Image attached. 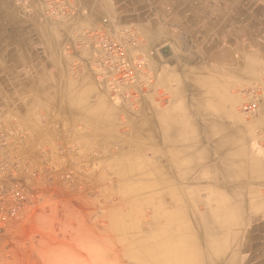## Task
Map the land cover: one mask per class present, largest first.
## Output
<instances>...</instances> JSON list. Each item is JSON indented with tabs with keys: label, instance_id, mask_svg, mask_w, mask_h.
I'll use <instances>...</instances> for the list:
<instances>
[{
	"label": "crops",
	"instance_id": "crops-1",
	"mask_svg": "<svg viewBox=\"0 0 264 264\" xmlns=\"http://www.w3.org/2000/svg\"><path fill=\"white\" fill-rule=\"evenodd\" d=\"M103 18L123 65L139 58L144 77H123L120 59L96 45ZM189 115L201 131L228 122L264 156V0H67L59 14L45 0H0V126L20 165L103 170L108 154L143 138L154 152L158 138L183 136ZM11 222L0 228V264H27L10 255ZM233 256L264 264V253Z\"/></svg>",
	"mask_w": 264,
	"mask_h": 264
},
{
	"label": "rangeland",
	"instance_id": "rangeland-1",
	"mask_svg": "<svg viewBox=\"0 0 264 264\" xmlns=\"http://www.w3.org/2000/svg\"><path fill=\"white\" fill-rule=\"evenodd\" d=\"M195 117L189 115L182 123L187 128L183 136L158 138L154 152L143 146L148 142L143 138L133 152L108 154L103 170L69 164L52 171L46 160L29 157L20 165V155L11 153V184L23 188L27 201L11 219V242L17 246L10 255L20 261L29 258L27 264H34L35 258L37 264H150L136 260L129 249H137L141 238L152 244L151 235L165 229L185 238L193 251L197 245L199 260L182 257V263L239 264L233 256L239 248L258 261L257 254L264 253V229L258 227L264 228V156L236 137L228 122L204 121L201 131ZM187 191L193 208L201 207L197 192L204 197L212 191L234 201L241 198V207L223 229L203 213L187 212ZM157 193L159 198L151 197ZM40 213L39 224L24 223L25 217Z\"/></svg>",
	"mask_w": 264,
	"mask_h": 264
},
{
	"label": "bare ground",
	"instance_id": "bare-ground-1",
	"mask_svg": "<svg viewBox=\"0 0 264 264\" xmlns=\"http://www.w3.org/2000/svg\"><path fill=\"white\" fill-rule=\"evenodd\" d=\"M123 41V40H122ZM119 42V41H118ZM101 49V48H100ZM125 63V62H124ZM255 103V102H254ZM221 108V107H220ZM221 110V109H220ZM229 119V118H228ZM225 120V119H224ZM187 122V121H186ZM223 127V126H222ZM142 129V128H141ZM182 129V128H181ZM187 129V128H186ZM180 130V129H179ZM178 133V132H177ZM176 133V134H177ZM206 133V132H205ZM212 140V139H211ZM213 143V140L211 141ZM223 142V141H222ZM228 144V142H227ZM231 145V144H230ZM228 146V145H227ZM214 147V145H213ZM232 147V146H231ZM231 150V149H230ZM235 153V152H234ZM192 154V153H191ZM230 154V153H229ZM237 154V153H235ZM193 156V155H192ZM207 157V156H206ZM262 157V156H261ZM256 158V157H255ZM235 160L238 163L243 162L242 159L236 158ZM198 161V160H197ZM261 161V160H259ZM257 161V162H259ZM194 162V161H193ZM232 162V159L230 160ZM257 166V165H256ZM211 168V167H210ZM237 170V169H236ZM251 172V171H250ZM264 172V168H263ZM198 182V181H197ZM249 187V186H248ZM196 191V190H195ZM210 191V190H209ZM208 193V189L206 191ZM231 192V191H230ZM243 192V191H241ZM249 192V191H248ZM236 193V192H235ZM121 194V193H120ZM192 193L190 191H187L183 194V200L184 205L186 206V210L188 213H193V215H197L196 212H200L205 214V216L210 217L213 224H216L217 226L223 227V229H228L229 222H233V219L236 218V212L239 211L241 207V198H238L236 201L231 200L235 197L232 196L227 197L226 195L218 192L216 194L215 192H210L209 194L205 195L204 197H201L198 194V200L201 202V207L199 208H193L189 204V198ZM216 194V195H215ZM237 194V193H236ZM249 194V193H248ZM250 194H255L254 190L250 191ZM234 195V194H233ZM230 196V195H229ZM154 199H157L160 197V193L156 194V198L154 196H151ZM255 197V196H253ZM252 200L257 202V199ZM149 199L148 197H146ZM161 199V198H160ZM195 199V198H194ZM257 200V201H256ZM264 201V199H261ZM254 203V202H253ZM255 204V203H254ZM256 206V205H255ZM158 208V207H157ZM246 210V209H245ZM232 211V214L231 212ZM262 211L263 210H259ZM224 212V213H223ZM259 213V212H255ZM240 214V213H239ZM263 217V216H262ZM172 218V217H171ZM238 218V217H237ZM245 218V217H244ZM264 218V217H263ZM230 222V223H231ZM167 223H172V219L168 218ZM207 223V222H205ZM210 224V223H209ZM190 225V224H189ZM191 226V225H190ZM189 226V227H190ZM214 226V225H213ZM232 226V225H231ZM220 229V228H219ZM165 229H162V231H156L154 232L152 236V241H154L152 244L145 243L147 239L141 238L139 240L140 246L136 249L135 247L131 246L129 249L132 256L135 257L138 261H147L150 264H192L187 261L180 262L179 259H188L193 256L194 260H199L200 258V252L196 249L193 251V248L191 246H188V242L183 237H178L175 235L173 231H164ZM238 230V229H237ZM240 231V230H239ZM245 231V230H244ZM189 233V232H188ZM194 232H192L193 234ZM202 233V232H201ZM212 233V232H211ZM196 234V233H195ZM125 235V234H124ZM194 235V234H193ZM214 235V234H213ZM212 235V236H213ZM127 237H125L126 239ZM150 239V238H149ZM205 240V239H204ZM205 243V242H204ZM206 244V243H205ZM187 246V248H186ZM239 246V245H238ZM237 246V247H238ZM207 248V247H206ZM223 249V248H222ZM236 250V249H235ZM222 251V250H221ZM232 251V250H231ZM237 251V250H236ZM208 252V251H207ZM225 252V251H224ZM238 252V251H237ZM183 253V254H182ZM190 253V254H189ZM215 253V252H214ZM223 254V252H222ZM260 255V254H259ZM243 256V255H242ZM209 257V256H207ZM249 258V257H248ZM225 260V259H224ZM230 260V254L229 259ZM247 260V259H246ZM243 261V260H242ZM239 262V261H238ZM147 264V263H146ZM231 264V263H230Z\"/></svg>",
	"mask_w": 264,
	"mask_h": 264
},
{
	"label": "built area",
	"instance_id": "built-area-1",
	"mask_svg": "<svg viewBox=\"0 0 264 264\" xmlns=\"http://www.w3.org/2000/svg\"><path fill=\"white\" fill-rule=\"evenodd\" d=\"M67 0H45L47 9L53 14H59L65 11ZM107 19L103 18L100 27L91 32L96 45L103 49L107 54L118 57L117 66L119 74L125 78L131 77H144L146 70L142 60L135 59L133 65L125 67L123 61L126 58V50L121 43L108 38L104 32L103 26L106 24ZM108 59H104V63L108 64ZM255 103L247 106V109L254 110ZM9 130L5 128L3 131L0 126V228H2L9 220L15 218L21 212L27 201V195L23 188L20 186L12 187L11 172H12V157L9 151V143L11 138L8 135ZM15 165V163H14Z\"/></svg>",
	"mask_w": 264,
	"mask_h": 264
}]
</instances>
